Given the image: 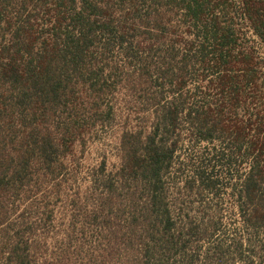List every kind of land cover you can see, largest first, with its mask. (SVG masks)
I'll return each instance as SVG.
<instances>
[{"label": "trees", "instance_id": "1", "mask_svg": "<svg viewBox=\"0 0 264 264\" xmlns=\"http://www.w3.org/2000/svg\"><path fill=\"white\" fill-rule=\"evenodd\" d=\"M0 264H264V0H0Z\"/></svg>", "mask_w": 264, "mask_h": 264}, {"label": "rangeland", "instance_id": "2", "mask_svg": "<svg viewBox=\"0 0 264 264\" xmlns=\"http://www.w3.org/2000/svg\"><path fill=\"white\" fill-rule=\"evenodd\" d=\"M114 144L115 140L113 137V133L111 132H102L98 134L97 138L94 139L91 148L86 151L84 155V161L79 167L80 178L85 173L86 168L89 165H93L98 161L101 156L106 157V160L109 164L115 163V155H114ZM225 196H223L224 198ZM220 214L222 220L221 230L219 231V235L222 239L229 240L230 237L237 231V223L235 220V216L230 211L228 203L223 202L220 205ZM198 207V205H195Z\"/></svg>", "mask_w": 264, "mask_h": 264}]
</instances>
